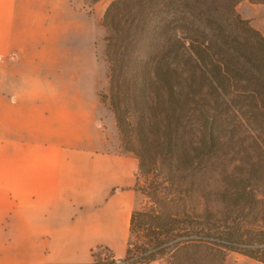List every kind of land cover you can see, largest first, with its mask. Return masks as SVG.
I'll return each instance as SVG.
<instances>
[{"label": "trees", "instance_id": "obj_1", "mask_svg": "<svg viewBox=\"0 0 264 264\" xmlns=\"http://www.w3.org/2000/svg\"><path fill=\"white\" fill-rule=\"evenodd\" d=\"M240 1L106 7L98 96L147 204L131 212L125 255L97 246L89 264H224L229 252L264 264V36Z\"/></svg>", "mask_w": 264, "mask_h": 264}, {"label": "crops", "instance_id": "obj_2", "mask_svg": "<svg viewBox=\"0 0 264 264\" xmlns=\"http://www.w3.org/2000/svg\"><path fill=\"white\" fill-rule=\"evenodd\" d=\"M237 10L264 36V4ZM94 30L76 0H0V264H89L97 246L126 253L138 163L102 128L83 45Z\"/></svg>", "mask_w": 264, "mask_h": 264}, {"label": "rangeland", "instance_id": "obj_3", "mask_svg": "<svg viewBox=\"0 0 264 264\" xmlns=\"http://www.w3.org/2000/svg\"><path fill=\"white\" fill-rule=\"evenodd\" d=\"M76 1L78 2L81 8H84L88 13L92 14L93 18L95 19V30L90 35V37L83 43V45L87 48V52L90 55V62L88 66L89 76H90L89 79L92 82L94 81L95 86H96V94H97V97H99L98 96L99 93L106 92V88H107L106 68H105V60H104V40H103L104 35H105V29L101 25V19H102V16L104 14L106 7L113 0H97V1L95 0H76ZM86 61L87 60L85 58V62ZM103 106H105V110L104 112H102L103 119H104L103 121H101L102 128L106 129L105 133L107 134V136L109 137L111 136L115 141H117L121 150L124 151L121 145V141L118 135L116 125H115L113 114L109 110L107 105L103 104ZM8 155L9 153L7 151L5 152L1 151L0 152V162H7V159L9 157ZM0 173L2 172L0 171ZM219 180H220V176H219ZM146 204H147V200L141 194L139 202L136 207H142V206H145ZM217 206L219 208V215H220L226 209L225 203L221 199L220 195H219V203H217ZM227 255H230L233 257L242 256L234 252H229ZM157 262L159 264H163V261H157Z\"/></svg>", "mask_w": 264, "mask_h": 264}]
</instances>
